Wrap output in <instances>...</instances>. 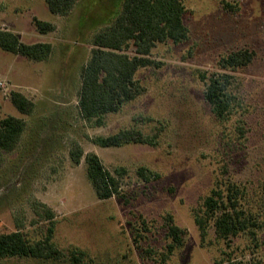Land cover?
Segmentation results:
<instances>
[{
    "label": "rangeland",
    "instance_id": "obj_1",
    "mask_svg": "<svg viewBox=\"0 0 264 264\" xmlns=\"http://www.w3.org/2000/svg\"><path fill=\"white\" fill-rule=\"evenodd\" d=\"M122 3L78 0L60 16L45 0H0L1 30L26 44L53 46L41 63L0 49V119L26 123L18 148L0 151V233L22 230L36 242L54 224V245L65 255L86 252L85 264H232L254 253L264 257V0H185L189 39L158 45L151 60L159 67L137 73L145 93L98 127L80 114L81 70L91 56L92 36L109 25ZM34 18L52 23L55 31L40 34ZM241 50L253 52L254 59L230 73L235 110L221 121L204 98L201 74L210 75L219 59ZM11 91L34 103L30 115L12 105ZM133 129L152 144L101 148L95 142ZM76 149L82 151L79 165L71 155ZM88 154L118 177L121 198L98 200L87 178ZM141 167L152 173L149 182L139 177ZM219 181L245 192L246 208L262 224L258 249L245 237L226 246L212 226L201 241L195 214ZM48 209L55 217L51 223ZM168 216L188 236L161 262ZM0 264L70 263L8 258Z\"/></svg>",
    "mask_w": 264,
    "mask_h": 264
},
{
    "label": "trees",
    "instance_id": "obj_2",
    "mask_svg": "<svg viewBox=\"0 0 264 264\" xmlns=\"http://www.w3.org/2000/svg\"><path fill=\"white\" fill-rule=\"evenodd\" d=\"M78 0H45L53 15L67 16ZM185 0H123L120 12L106 27L92 36L91 56L81 70V90L78 107L81 116L88 122L100 127L105 117L117 114L121 109L141 97L146 89L136 78L141 69L159 67L151 60L154 49L160 44L180 45L189 39V29L184 23ZM37 31L46 35L56 27L46 21L34 18ZM0 49L15 56H21L37 63L46 62L53 54L50 43H23L11 31L0 29ZM254 53L248 50L232 52L219 59L215 71L210 75L201 74L205 84L204 98L212 113L221 121L228 120L235 110V96L230 92L233 77L248 66ZM10 101L24 116L33 112L34 103L23 93L10 92ZM0 104V112H1ZM26 130L25 120L14 116L0 119V151L14 152ZM96 144L101 148H121L128 144H152L138 130H122L108 137H99ZM76 165L82 158L81 150L72 152ZM87 178L96 197L100 201L121 198V183L117 176L106 170L96 154L85 157ZM122 170V169H120ZM123 173L125 171H122ZM148 169H138L139 177L150 181ZM245 192L234 182L216 183L202 203L201 213L195 214V223L201 241L208 236V228L213 227L218 240L230 246L233 240L245 237L254 248H259V233L262 224L249 211L245 202ZM46 220L51 223L54 214L46 210ZM166 246L161 262H166L186 242L188 231L179 227L172 216L165 218ZM43 239L33 242L22 230L0 233V259L26 258L34 260L85 264L86 252L75 249L63 254L53 242L54 224ZM139 236V235H137ZM135 244H138L134 237ZM252 255L235 260L232 264H264V257Z\"/></svg>",
    "mask_w": 264,
    "mask_h": 264
}]
</instances>
